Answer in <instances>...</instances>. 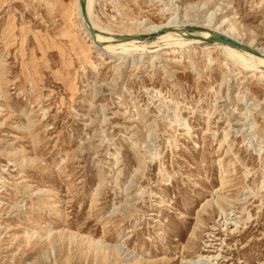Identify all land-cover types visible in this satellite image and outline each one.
Segmentation results:
<instances>
[{"label": "rangeland", "instance_id": "374dc122", "mask_svg": "<svg viewBox=\"0 0 264 264\" xmlns=\"http://www.w3.org/2000/svg\"><path fill=\"white\" fill-rule=\"evenodd\" d=\"M75 1L0 0V264H264V66L172 47L175 24L110 54ZM92 19L113 41L225 20L264 48V0H95Z\"/></svg>", "mask_w": 264, "mask_h": 264}, {"label": "bare ground", "instance_id": "6f19581e", "mask_svg": "<svg viewBox=\"0 0 264 264\" xmlns=\"http://www.w3.org/2000/svg\"><path fill=\"white\" fill-rule=\"evenodd\" d=\"M80 1L81 0L75 1V8H76V12H77V17H78L80 24H81L80 26L83 27V31L88 36L93 37L94 44H97V45L102 44L103 45L102 51H106L110 54L111 53L114 54L118 50L120 53H129V52H134L141 47L139 45L141 41L136 40V39L124 40V39L120 38L117 41H113L112 38H107V35H112V33H110L109 30H107L105 28L98 27V25L92 19L95 0H86V19L88 20V22L90 24V26L87 28V26L85 24V20L83 19V16L81 13ZM206 5L207 4H205V3H201L200 7H205ZM225 22H226L225 20H222L216 26H214V27L212 26L213 28L208 30V31H204V32H201V33L195 34V35L191 34L192 36L197 37V39L189 37V34L185 31V28L187 27V22L183 21V20H182V22L180 21L178 23H176L173 20V21L164 23L160 26L157 25V26H153V27L152 26L151 27H143V29L138 30L137 33L125 34V35H121V36H135V35H139V34H151V33H154L155 31H160V30H163L165 28H170V27H168L170 24H175L176 27H180V28L182 27L183 29H174V28L169 29L170 32L167 35L163 36L161 39L164 41L165 40L171 41L172 43H170V44H172V47L174 45V46L183 48V47L193 45V44H200L202 41L198 38L206 39V38H209L211 35L214 34V35H218L221 37H225L227 39L237 41L238 43L244 45L245 47H247L248 49L251 50V52H247L244 50L236 49V48L231 47V46H226V45H221V44L215 43L214 45L217 48H220L222 50V52H223L222 54L225 55L224 57H227L228 59H230L235 64L241 65L247 69L257 70L258 67L264 66V48H258L250 42L242 41L241 39H239L237 37L235 30L232 27H227ZM141 25L142 24H139V27ZM94 30H97V33H93ZM170 44L169 45L167 44V46H170ZM142 49H144V46ZM139 264H142L141 261H139Z\"/></svg>", "mask_w": 264, "mask_h": 264}, {"label": "water", "instance_id": "95a60500", "mask_svg": "<svg viewBox=\"0 0 264 264\" xmlns=\"http://www.w3.org/2000/svg\"><path fill=\"white\" fill-rule=\"evenodd\" d=\"M80 8H81V13L83 16V19L85 20V24L87 26V28L90 26L88 20L86 19V0H81L80 1ZM93 33H97V30H94ZM154 34H139V35H135V36H117L118 39L122 38L124 40H129V39H136V40H141V39H145V38H150L152 37ZM189 37L191 38H196L195 36H192L191 34H189ZM200 39L202 42H211V43H217V44H221V45H226V46H231L240 50H244L247 52H251L250 49H248L247 47H245L244 45L238 43L237 41L231 40V39H227L225 37H221L218 35H211L209 38L206 39Z\"/></svg>", "mask_w": 264, "mask_h": 264}]
</instances>
